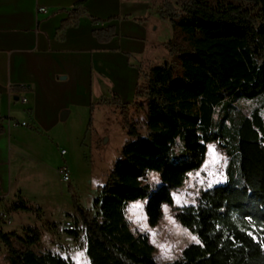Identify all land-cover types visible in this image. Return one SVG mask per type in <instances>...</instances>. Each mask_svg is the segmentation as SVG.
<instances>
[{
  "label": "trees",
  "instance_id": "1",
  "mask_svg": "<svg viewBox=\"0 0 264 264\" xmlns=\"http://www.w3.org/2000/svg\"><path fill=\"white\" fill-rule=\"evenodd\" d=\"M68 12L60 36L87 14L82 2ZM159 14L172 25L168 57L141 72L132 103L119 104L130 138L99 189L98 212L84 209L68 184L85 225L87 255L91 264H162L149 233L130 229L125 209L145 200L147 222L156 227L163 207L173 205L174 191L202 166L209 144H217L229 157L228 179L175 209L177 221L200 242L163 264H264V0H181L179 7L163 0ZM136 19L145 23L147 17ZM92 33L104 42L115 36V28ZM235 100H250L253 107ZM131 105L146 111L145 134L132 119ZM148 171L157 173L159 182L147 181ZM13 208L30 207L18 198ZM23 231L0 227L10 264H70L60 254L32 247L40 238L36 226ZM70 232L78 235L76 229Z\"/></svg>",
  "mask_w": 264,
  "mask_h": 264
},
{
  "label": "crops",
  "instance_id": "2",
  "mask_svg": "<svg viewBox=\"0 0 264 264\" xmlns=\"http://www.w3.org/2000/svg\"><path fill=\"white\" fill-rule=\"evenodd\" d=\"M78 2L87 14L60 36L62 20ZM159 12L152 0H0V213L10 217L15 208L9 206L18 198L28 205L36 201L28 183L43 185L48 169L60 174V158L46 153L45 132L76 109L110 98L111 91L124 99L115 94L120 103L135 100L141 72L168 57L172 25ZM110 25L115 28L110 40L93 35V29Z\"/></svg>",
  "mask_w": 264,
  "mask_h": 264
},
{
  "label": "rangeland",
  "instance_id": "3",
  "mask_svg": "<svg viewBox=\"0 0 264 264\" xmlns=\"http://www.w3.org/2000/svg\"><path fill=\"white\" fill-rule=\"evenodd\" d=\"M152 1L160 7L163 4V0ZM171 1L179 7L181 0ZM110 94V98L105 95L92 101L87 109H76L53 131L45 132L49 139L46 140V153L54 159L59 157L60 165L63 163L67 165L70 179L67 181L53 169H48L43 176V185L40 181L37 184L28 183L34 196L32 198L36 197V201L27 204L30 208L13 210L10 213V223L4 219L0 221L6 231L21 229L22 234L24 227L36 226L40 231V238L32 247L37 251L60 254L70 264L91 262L86 252L85 225L73 208V192L70 191L68 184H71L78 194L80 205L96 214L98 209L95 208V201L100 196L99 189L104 184L114 161L120 156L123 144L130 138L122 124L121 107L117 105L120 102L114 98L115 94L119 97L120 95L112 91ZM120 100L124 99L120 97ZM235 103L245 109L253 107L250 100H235ZM130 112L140 134H145V109L138 112L131 105ZM222 116L223 111L216 114L217 119ZM216 121L218 127L219 121ZM62 149H65V154L61 153ZM226 153V150L217 144H209L204 163L199 169L188 173L183 185L174 191V203L163 207V218L156 227H151L147 222L145 200L127 205L125 216L130 229L136 234L149 233L155 247V257L160 263L180 258L184 247L200 242L196 233L177 221L175 209L194 203L202 189L228 179L229 157ZM145 179L149 182L160 180L159 175L152 171L147 172ZM37 203H41L40 208L37 207ZM12 206L13 204L9 208L12 209ZM72 229L78 231L77 236L71 234ZM0 251H2L0 264H10L5 256L6 248H1Z\"/></svg>",
  "mask_w": 264,
  "mask_h": 264
},
{
  "label": "built area",
  "instance_id": "4",
  "mask_svg": "<svg viewBox=\"0 0 264 264\" xmlns=\"http://www.w3.org/2000/svg\"><path fill=\"white\" fill-rule=\"evenodd\" d=\"M40 10H41V11H45V8H40ZM23 100L25 101L26 98L24 97ZM21 123H22L23 125L27 124L25 121H23V122H21ZM61 153H62V154H65V153H66L65 149H62V150H61ZM58 171H59L60 175H61L65 180L68 181V180L70 179V171H69V168L67 167V165H66L65 163H63L62 165H60V167L58 168ZM0 217H1V219H4L5 222H8V223L11 222V218H10L9 215H8L6 212H4V211H2V212L0 213Z\"/></svg>",
  "mask_w": 264,
  "mask_h": 264
},
{
  "label": "water",
  "instance_id": "5",
  "mask_svg": "<svg viewBox=\"0 0 264 264\" xmlns=\"http://www.w3.org/2000/svg\"><path fill=\"white\" fill-rule=\"evenodd\" d=\"M66 113H67V111H66V110L62 112V114H66Z\"/></svg>",
  "mask_w": 264,
  "mask_h": 264
}]
</instances>
